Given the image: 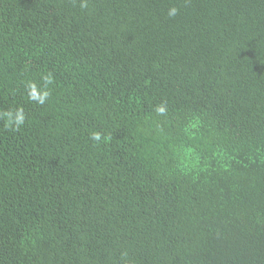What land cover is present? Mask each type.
Instances as JSON below:
<instances>
[{
	"label": "trees",
	"instance_id": "16d2710c",
	"mask_svg": "<svg viewBox=\"0 0 264 264\" xmlns=\"http://www.w3.org/2000/svg\"><path fill=\"white\" fill-rule=\"evenodd\" d=\"M0 264H264V0H0Z\"/></svg>",
	"mask_w": 264,
	"mask_h": 264
},
{
	"label": "clouds",
	"instance_id": "9594fccd",
	"mask_svg": "<svg viewBox=\"0 0 264 264\" xmlns=\"http://www.w3.org/2000/svg\"><path fill=\"white\" fill-rule=\"evenodd\" d=\"M176 11H177V10H176L175 8L170 9V11H169V15H175V14H176ZM159 111L163 112V109L161 108V109H159ZM20 122H22V121L18 119L17 123H20ZM92 138H93L94 140H99V139H100V135H99V133H93V134H92Z\"/></svg>",
	"mask_w": 264,
	"mask_h": 264
}]
</instances>
